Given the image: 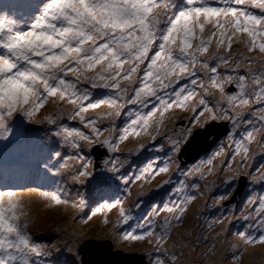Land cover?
<instances>
[{"label": "snow or ice", "instance_id": "6c2138e0", "mask_svg": "<svg viewBox=\"0 0 264 264\" xmlns=\"http://www.w3.org/2000/svg\"><path fill=\"white\" fill-rule=\"evenodd\" d=\"M19 7L22 13H32L27 27H18L20 21L7 15L0 18V151L17 155L27 174L0 176L5 182L0 189V264H40L37 258L49 254L48 245L37 242L29 231L36 223L30 215L32 194L49 208L89 206L79 192L77 199H68L70 190L56 177L88 188L91 214L85 223L97 213L106 217L105 210L118 208L109 231L90 236L73 230L70 240L62 241L70 264H92L86 250L101 248L108 236L117 244L127 242L125 250H135L130 242L147 239L153 245L144 250L149 264H176L183 255L184 234L175 233L171 245L168 240L183 224L188 206L197 199L195 192L204 194L197 181L205 182V190L216 186L217 181L208 177L217 175L213 162L224 154V142L219 141L207 160L187 170H181L174 158L198 153L210 141L217 143L215 122H229L227 140L235 145L232 159L239 155L241 160L220 180L227 190L214 202L234 198L242 180L264 183V163L254 171L247 163L255 151L264 156V0H20ZM234 44L243 47L233 51ZM96 89L105 92L95 96ZM49 101L55 109L38 116ZM102 107L104 111L87 115ZM125 109L127 119L119 127L116 121ZM175 109L194 115L181 127L178 139L167 137L168 158L162 164L149 159L139 171L129 173L132 150L122 153L120 144L130 134L155 140ZM77 119L90 131L64 122ZM242 127L241 139H236ZM253 143L256 150L250 147ZM145 147L140 143L137 150ZM97 148L104 150L99 162L93 156ZM173 163L191 182L181 180L172 189L179 194L177 201L163 207L153 203L143 223L130 224L137 218L124 207L121 183L131 195V183L145 174L167 173ZM206 165L211 166L207 171ZM9 180L36 186L14 189L6 183ZM146 195L147 191L138 193L134 206L141 207L140 197ZM256 201L259 207L242 212L241 218H258L264 230V193L249 192L243 206ZM161 212L166 215L158 223ZM52 231L59 234L64 229ZM236 235L244 243H264V231L257 240L247 230Z\"/></svg>", "mask_w": 264, "mask_h": 264}, {"label": "rangeland", "instance_id": "374dc122", "mask_svg": "<svg viewBox=\"0 0 264 264\" xmlns=\"http://www.w3.org/2000/svg\"><path fill=\"white\" fill-rule=\"evenodd\" d=\"M20 0H0V18H3L5 15H7L10 19H17L20 21L17 26L18 27H27V25L30 23V19L32 16L31 12H23L21 8L19 7ZM249 11L259 15L261 14V10L256 8H249ZM243 45L241 44H234L233 45V51H236L237 49L242 48ZM258 53H246V55H253ZM87 86V85H84ZM102 89H96L94 91L95 96H99L104 94L101 92ZM211 99V97H209ZM55 105L49 101L44 108L40 110L38 113V116H43L47 114L50 111H53L55 109ZM131 107V106H129ZM105 109L102 107L101 109H97L94 111H90L87 113L88 116L94 115L95 112L104 111ZM127 111L128 109H125L124 114L116 121L117 125L119 127H123L125 125V120L127 119ZM167 115V114H166ZM194 115L191 111H184L181 109H175L174 115H172L171 119H166L164 122V129L166 130V134L169 136H174L176 134V125L179 123H183L185 121L188 122L189 118H191ZM65 123L74 126L79 127L81 130L85 132H89L90 129L84 128V126L79 122V120L75 121H68L65 120ZM107 123V121H105ZM103 121H101V124ZM180 126L178 127V129ZM108 133L103 134V136H107ZM116 135H119V132L116 133ZM132 134L129 135V138L125 141H123L120 144V149L122 153H128L129 150H132V155L129 157L131 168H129V173L133 171H139V169L147 164V161L149 159H152L155 163L162 164L167 158H164L163 156H166V153L164 151V148L166 145H168V142H164L163 139V133L156 136L155 140H152L151 136L145 135L147 137V141L149 143V148L143 149V150H137L136 145H131V140H133L134 137H131ZM143 135V134H142ZM141 135V136H142ZM102 138V137H101ZM173 139V137H172ZM136 142H138V139L134 138ZM160 145H163V148L160 147ZM157 151L155 154V157L152 155V151ZM143 155H147V157H144ZM159 158V159H157ZM264 159V156H261L259 151H255V155L252 159H250L247 163L250 166L249 170H253L258 167ZM241 158L238 162L240 163ZM218 162V161H217ZM219 163V162H218ZM22 161L19 160L18 156L8 152L4 153L3 151H0V176L4 175L6 172L9 174H17L20 173L27 174V169H24L21 167ZM220 164V163H219ZM217 166V164H215ZM237 166V165H235ZM128 168V165L125 166ZM16 168H21L20 171L17 173L15 170ZM181 169V168H180ZM184 170V169H181ZM155 171V169H153ZM179 174V175H177ZM164 176H166L164 179L165 181H168L167 183V190L168 192L164 193L162 196H157L155 193H157V190H154V188L160 181L163 179L153 177L154 179H150L148 174H145L144 177L141 178V180H136L135 182L131 183L129 185V188L131 190V195H127L126 192L123 191V183H121V198L124 199L126 196V199H124V207L126 210H130L131 214L136 217L137 219L131 220L130 222H133V225H135L138 221L143 223L144 222V216L147 215V213L151 210V205L153 203L160 205L163 207L164 204H169L177 201L179 198V194L172 191L173 188L178 186L179 181L188 179L189 182H191V178H186L182 175H180V171H177L176 176L173 178L171 175H168V173H165ZM58 181H60L61 187H67L69 191L68 199H77V194L72 193L73 188V182L69 180L66 181L67 178H60L56 177ZM4 181H0V189H3L4 187ZM11 188H21V187H35L36 185L33 184H27L25 183L23 186L18 185L20 183V180H9L6 182ZM201 185V184H200ZM154 186V187H153ZM165 186L162 185L161 190H163ZM147 191L149 195L142 196L140 199L143 201L141 207L137 208L135 207V203L137 201V194L140 192ZM189 192H195V190L188 189ZM200 191H203L204 194L200 195L199 192H195L197 199L190 203L188 206V209L185 213L183 224L179 228L173 229V236L168 240V245H171L173 240L177 239L175 233H183L182 242L184 244V256L182 258V261H188L190 258H193L195 256V252L193 250V241L192 239H189L188 237L194 236L196 233L193 232V227L196 224V220L198 217H222L220 215V208L218 207L219 204L215 203V197L220 195V190L218 186L209 187L207 190H205V187L201 185ZM257 194L264 193V189H260L256 192ZM82 195L85 197L86 201H88L89 206L85 207L82 210H75L71 207H65L63 205L60 206H54V207H45L44 202L40 199H38L36 194L31 195V199L33 201L32 207L30 209V215L33 220L36 221L35 224H31L29 226V231L31 232L33 238L39 242L48 245V252L49 254L43 257L37 258L40 261V264H70V261L68 259L69 253L67 251V248L64 246V243L62 242L65 238H68L70 240L69 233L73 230L80 231V232H88L90 236H95L97 233H103L106 231H109L113 228V224L115 220L118 217V208L112 209V210H105L106 211V217L103 213H97L95 216L92 217L91 220H87L85 223L86 218L91 214V201L88 200V188L86 187V190H82ZM259 207V204L251 205V208L248 212H254L255 208ZM76 216L75 222L77 223L76 226H72V217ZM160 215H166L165 212H161ZM230 217H234L235 219L237 217H241L240 214H233ZM105 218L109 221L107 224L104 223ZM233 220V218H232ZM251 220V219H250ZM258 218L256 220H251L253 222H257ZM73 222V223H75ZM129 222V223H130ZM61 228L64 229L63 232L57 234L56 232L52 231L53 228ZM124 228H127V225L123 226ZM240 227H242V224H240ZM237 229V227H236ZM159 230V229H157ZM142 231V230H140ZM222 235H229L225 231L218 230ZM260 232L264 231L260 228ZM220 233H215L214 236L220 235ZM204 237L207 235V233L202 234ZM108 238V237H106ZM108 239H111L114 242V248L117 249H124L125 250V243L124 241H121L120 243H116L113 240V237H109ZM219 239V237L217 238ZM132 245L135 246V250H139V252H145L144 250L150 249L153 247V245L148 244L147 239L142 241H132L130 242ZM167 246V245H166ZM225 246V244H223ZM231 246V245H230ZM236 251L234 253H231L228 255L229 259L226 258V253L224 252V248H220L218 252H216L211 258L210 264H247L249 260H247L248 255H254L258 258V260L261 262V264H264V243H261L260 249L257 251L251 250L250 253L246 256H240V252H238V246L235 247ZM130 251L132 249H129ZM127 251V250H125ZM178 256L180 255L179 250H177ZM240 256V257H239ZM199 257V256H197ZM235 257V258H234ZM231 259V260H230ZM192 264H195V262H192ZM253 264H257V261H255Z\"/></svg>", "mask_w": 264, "mask_h": 264}, {"label": "flooded vegetation", "instance_id": "af4514ba", "mask_svg": "<svg viewBox=\"0 0 264 264\" xmlns=\"http://www.w3.org/2000/svg\"><path fill=\"white\" fill-rule=\"evenodd\" d=\"M228 90H232L231 87H229ZM215 123L217 124V131L220 133L219 137L217 138L218 140L217 143H211L212 146L209 150H207L206 152L202 154H199L196 158L192 160L188 159V156H187L188 153L185 154L182 158H179L178 156V158H174V159H178V163L181 169L187 170L190 166L194 164H200L202 160H207L208 157L211 156L213 152L217 150L219 141H223L225 152L221 156L216 157L213 162L214 164H217L216 166L217 175H210L208 177L209 181H212V180L217 181L216 186L219 187L220 195H221L227 189L225 185L220 183V180L223 178L224 175L230 174L231 171L237 167L235 165H238L239 163H236V162H238L241 157L237 155L235 157V160L232 159V153L235 148V145L231 144V142L227 140L228 131L231 129V125L229 124V122L223 121V122H215ZM187 125H188V122L186 126ZM182 126H185V124L182 123V125L178 129L176 125V129H175L176 134L172 136L173 140L178 139ZM242 131H243V127L240 130H238L236 134V139H241L240 132ZM162 133H163L164 142H168L169 140L167 139V137L171 135L168 136L164 128L162 130ZM145 135L147 134H143L142 136L136 137L132 134L131 137L138 139V142H136L133 138V140L130 141L131 145L137 146L138 144L143 143L146 146L144 149H147L150 146H152V145L149 146V143L146 142L148 138L145 137ZM170 147H171L170 142H168V145H166L164 148V151L166 153V156H163L164 158H168ZM250 147L253 150H256L257 144L253 143ZM156 152L157 151L155 150L152 151V155L154 157H155ZM143 156L147 157V155H143ZM262 163H264V159ZM229 164L231 165L230 168L228 167ZM208 167H211V166L206 165L204 170L207 171ZM221 169H227V172L222 171ZM167 173L168 175H171L172 178L176 176V173H177L176 163L172 164L170 171ZM164 174L165 173H160L158 175H155L156 178L163 179V180L154 186L159 187L161 185H164V182H165L164 178L166 177L164 176ZM149 176H150L149 177L150 179L152 180L154 179L153 178L154 176H151V175ZM197 182L203 186L205 185L204 181L198 180ZM238 186H239V192L238 194L234 196V198L230 200H224L219 203L218 207L220 208V215L222 217H198L197 218L196 224L193 227V232H195L196 234L192 237H188L189 239H192L193 241V250L195 252V256L193 258H190L188 261H182V258L184 256V251H183V255L182 256L179 255L180 258L177 260L176 264H192V262H195V264H210L211 263L210 257H212L216 252H218L220 248H224V252L226 253V258L228 259H229L228 255L231 253H234V251H236V249L234 248L237 246H238V252L241 253L240 256H243V255L247 256L251 250L257 251L258 249H260L261 243H244L242 239L238 235H236V233L238 232L247 230L249 235L254 240H257L259 236L262 234V232L259 231L260 230L259 221L257 220V222H253L250 219H243L241 217H237L235 219L234 217H230V216L233 214L237 215L242 212L246 213L247 211H249L251 208V205H249L248 208H244L243 206L244 197L251 191H254L256 193L258 190L264 189V183L258 182L255 184H250L245 179V180H242V182H239ZM209 187H214V186L210 185ZM166 192L168 191L165 190L159 193L157 192L155 194L157 196H162ZM254 204L256 205L259 204V201H256ZM162 218H163V215H160L157 218V222L158 223L162 222ZM219 220H223V223L222 224L217 223V221ZM240 224H242V227H240ZM209 225H213V226L209 227ZM218 230L225 231L229 235H222ZM204 233H207L205 237L202 235ZM215 233H220V235L214 236ZM218 237L219 239H217ZM223 244H225V246H223ZM183 250H184V247H183ZM142 253L145 255L146 261L149 264L148 256L145 254V252H142Z\"/></svg>", "mask_w": 264, "mask_h": 264}, {"label": "water", "instance_id": "95a60500", "mask_svg": "<svg viewBox=\"0 0 264 264\" xmlns=\"http://www.w3.org/2000/svg\"><path fill=\"white\" fill-rule=\"evenodd\" d=\"M183 124H187V121L183 122ZM179 126L182 125V122L178 124ZM212 142L210 141L207 144H204L201 150L198 153L187 152L188 159L192 160L196 158L199 154H202L209 150L212 146ZM103 149L97 148L95 152H93V156L99 162L100 153H103ZM187 153L179 154V158H182ZM167 183H164V188H167ZM161 186L155 187L154 190L158 192L161 191ZM163 188V189H164ZM102 247L99 249L94 250H86L88 251V259L92 262V264H148L146 261V257L143 253L139 252H128L124 249H114V242L111 239H104L102 242ZM119 253V255H117ZM83 255V254H82Z\"/></svg>", "mask_w": 264, "mask_h": 264}, {"label": "trees", "instance_id": "16d2710c", "mask_svg": "<svg viewBox=\"0 0 264 264\" xmlns=\"http://www.w3.org/2000/svg\"><path fill=\"white\" fill-rule=\"evenodd\" d=\"M104 123H106V122L103 121L102 124H104ZM104 134H105V133H104ZM66 181L69 182L68 179H66ZM25 183H26L25 181L20 180V183H18V185L23 186ZM82 190L85 191V190H86V186H85V187H81L80 185H73L72 193L75 195V194H77V192H79V193L82 195ZM76 222H77V221H76ZM76 222H75V223L72 222V226H76V224H77ZM109 237H111V236H108V238H109ZM108 238H105V239H108ZM135 251H137V249H136ZM68 259H69V261L71 262V257H70V256L68 257Z\"/></svg>", "mask_w": 264, "mask_h": 264}, {"label": "bare ground", "instance_id": "6f19581e", "mask_svg": "<svg viewBox=\"0 0 264 264\" xmlns=\"http://www.w3.org/2000/svg\"><path fill=\"white\" fill-rule=\"evenodd\" d=\"M21 168H16L15 170L17 171V173L20 171ZM128 252H135V250H127ZM247 260H249L247 262V264H253L255 261H257V264H261V262L258 260V258L256 256L250 255L247 256Z\"/></svg>", "mask_w": 264, "mask_h": 264}, {"label": "clouds", "instance_id": "9594fccd", "mask_svg": "<svg viewBox=\"0 0 264 264\" xmlns=\"http://www.w3.org/2000/svg\"><path fill=\"white\" fill-rule=\"evenodd\" d=\"M133 223H134V221L133 222H130V224H132L133 225ZM114 249H116V248H114ZM136 252V251H135ZM142 253V252H141Z\"/></svg>", "mask_w": 264, "mask_h": 264}]
</instances>
